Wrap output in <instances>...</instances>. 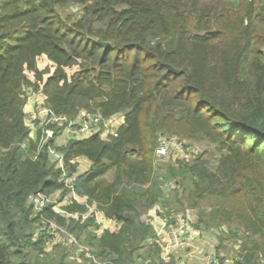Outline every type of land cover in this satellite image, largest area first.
Masks as SVG:
<instances>
[{
    "label": "trees",
    "instance_id": "1",
    "mask_svg": "<svg viewBox=\"0 0 264 264\" xmlns=\"http://www.w3.org/2000/svg\"><path fill=\"white\" fill-rule=\"evenodd\" d=\"M71 5L75 14L62 16ZM42 106L69 119L81 109L123 115L116 136L57 147L69 174L77 158L90 164L71 185L85 203L61 209L94 206L113 229L28 202L67 194L25 118ZM48 128L54 138L62 130ZM162 136L188 156L156 155ZM190 142L213 145L215 162ZM149 211L170 226L182 214L210 230L217 250L233 236L234 264H264V0H0V264H175L179 254L162 247ZM45 220L90 256L75 244L46 245Z\"/></svg>",
    "mask_w": 264,
    "mask_h": 264
},
{
    "label": "built area",
    "instance_id": "2",
    "mask_svg": "<svg viewBox=\"0 0 264 264\" xmlns=\"http://www.w3.org/2000/svg\"><path fill=\"white\" fill-rule=\"evenodd\" d=\"M25 118L28 122L33 124L34 130L40 131L39 144L40 146H45L49 160L54 163L55 168L60 171L59 181H61L67 189V198L65 197V199L60 202L56 201V196L61 190H58L54 194L55 197L53 195H45L41 192L29 195L28 202L32 205L33 209L35 211H40L47 204H52V209L57 213H64L66 216L73 218H77L81 215L83 219L87 216H93L97 224L103 222V217L95 210L94 206H88L87 212L83 214L65 213L61 209V205H64L67 200H76L79 203H85V198L78 197L72 191V181L76 173H78V169L76 167V171L69 174L68 168L64 164L63 154L57 147L66 144L69 139L82 140L93 134H99V136L105 140L111 136H116L117 129L123 122V115L117 113L108 118H104L97 112H89L81 109L77 113L76 118L69 119L63 114H57L52 109L42 106L36 109L31 107L27 108L25 111ZM49 125L62 126V130L56 138L53 137L51 129L48 128ZM60 138H66V142L60 144ZM154 152L158 156H171L172 159L187 157L188 154L183 143L174 136H162V143L155 148ZM167 188V185H163L164 190H167ZM165 221L167 222V220ZM40 230L45 232L48 236L46 245L49 247L59 242H63L67 245L75 244L77 249L84 250L85 254L90 256L87 248L81 246L73 234L69 233L65 227L59 226L54 221H43ZM164 236L168 244L165 245L161 240L160 241L166 252L168 250H184L185 256L189 258L188 261L190 264H220L217 256L213 251H210L211 249L204 250L197 245V242L200 241L199 238H203V233L191 227L190 224H183V221L180 220L175 221L174 229L170 228V231L165 233Z\"/></svg>",
    "mask_w": 264,
    "mask_h": 264
},
{
    "label": "rangeland",
    "instance_id": "3",
    "mask_svg": "<svg viewBox=\"0 0 264 264\" xmlns=\"http://www.w3.org/2000/svg\"><path fill=\"white\" fill-rule=\"evenodd\" d=\"M74 8L75 7L73 5H71V6L63 7L61 9H59V10L61 11L62 16L65 17V16H67L69 14H75L74 13V11H75ZM183 142L184 143H188V142H185V141H183ZM188 148H192L193 149L192 151L195 152V153L196 152H198V153L199 152H203V151L206 150V151H208L207 158L210 160V162L214 163L215 160H216L217 152H216V148L213 145H209V144H206L204 142H190V145L188 146ZM187 156H188V154H187ZM181 215L182 214H177L175 221L180 220V221H183V224L184 223H188L189 224L190 221H194L197 218L196 211H192V210H189V211L186 212V217L188 216L187 218L190 221L183 220ZM147 216L149 217L150 222H151L152 216L149 215V214ZM142 218H146L145 214L142 215ZM99 224H101V222ZM154 227H155V230H156L157 234L159 235L160 240L165 245H167L168 242H167L166 237L164 236V234L160 233L161 230L159 228H157L156 226H154ZM165 228L167 229V230L164 229L165 233L170 231V229H168V225H166ZM172 228L174 229V225L172 226ZM203 233H205V235H204L203 238H199L200 241L197 242V245H199L200 248L202 247L204 250L211 249L213 251V253L217 256L218 259L219 258H223L222 264H234V260L232 259L233 258L232 256L235 254V246H236L237 243H236V240L234 238H232L233 236H229V239L226 240V241H229L228 246H223L222 245L217 250V245H218V239L216 238L217 235L214 236L213 232H211L210 230L203 231ZM171 251H173V252L177 251V253L179 254V257H177L175 259L176 260L175 264H182V262H183V264H188V263L190 264V262L188 261L189 258H187L188 256H185V251L184 250H168L167 252H171Z\"/></svg>",
    "mask_w": 264,
    "mask_h": 264
},
{
    "label": "crops",
    "instance_id": "4",
    "mask_svg": "<svg viewBox=\"0 0 264 264\" xmlns=\"http://www.w3.org/2000/svg\"><path fill=\"white\" fill-rule=\"evenodd\" d=\"M65 142H66V138H60L59 139L60 144H64ZM89 165H90L89 162L85 158H79L77 161L78 173L86 171L89 168ZM148 214L152 216L151 223L161 230L160 233L165 234L164 229H166L165 227H166L167 223H165L166 221H164V220H166V219L163 218L164 219L163 220L158 213H153V211H149ZM101 217H103V216L101 215ZM103 219H104L103 222H101V224H99L100 225L99 231H102L104 228L109 229V230L114 228V226H115L114 222H112L111 220H107L104 217H103ZM170 228H172V226L168 225V229H170ZM204 235H205V233H203L202 237H204ZM210 251H212V250H210Z\"/></svg>",
    "mask_w": 264,
    "mask_h": 264
},
{
    "label": "water",
    "instance_id": "5",
    "mask_svg": "<svg viewBox=\"0 0 264 264\" xmlns=\"http://www.w3.org/2000/svg\"><path fill=\"white\" fill-rule=\"evenodd\" d=\"M99 42L104 47H107L109 45V42H103V41H99ZM166 68H167L168 71H171V72L174 71L173 67H171L170 65H166Z\"/></svg>",
    "mask_w": 264,
    "mask_h": 264
}]
</instances>
